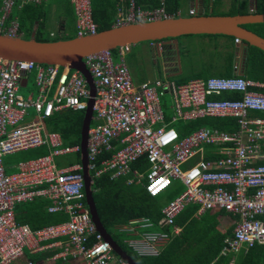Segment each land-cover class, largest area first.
I'll use <instances>...</instances> for the list:
<instances>
[{"label": "built area", "instance_id": "obj_1", "mask_svg": "<svg viewBox=\"0 0 264 264\" xmlns=\"http://www.w3.org/2000/svg\"><path fill=\"white\" fill-rule=\"evenodd\" d=\"M127 1V10L118 11L116 26L168 17L164 0L151 11L137 7L135 0ZM18 2L20 6L41 0H2L0 33L19 36L16 17L5 25ZM70 2L76 18V35L96 33L91 0ZM188 12L195 14L196 10L193 7ZM235 42L240 43L241 39L235 37ZM130 46L102 50L83 58L96 90L95 124L89 128L87 139L89 173L94 171L99 175L110 171L111 177L132 173L138 181L145 179L144 187L150 196L164 193L175 179L180 180L184 190L161 208L158 223L171 229L151 230L154 223L147 217L132 218L116 229L128 235L126 243L138 256L156 257L180 232L175 224L177 216L186 206L195 204L197 214L221 209L239 218L218 257L232 258L243 247L264 245V163L256 164L264 145V117L250 114L264 112V93L251 90L264 88V83L234 75L193 79L183 84L161 78L136 84L124 61ZM113 51L119 56L117 62ZM234 68L238 70V65ZM31 72H35L36 96L24 97L19 93L20 85ZM224 92H239L242 97L215 98ZM89 94L85 78L76 70L0 57V264H11L25 249L40 252L52 247H60L52 259L83 260L84 264H129L115 255L91 218L81 164L59 166L55 161L57 156L79 151V145L62 146L61 135L44 126V120L55 112L85 110ZM165 95L170 97L174 113L168 121L163 109ZM29 109L38 117L25 122ZM204 117H233L237 128L226 131L200 126L180 137L169 126L172 122ZM201 144L231 147L224 151V158L216 167L213 162L201 159L183 169ZM40 146H47L50 153L23 160L15 172H5V155ZM104 151H112L111 156L98 160ZM143 156L148 161V170L132 169V163ZM39 198L49 201L47 212H64L67 219L37 229L19 223L15 207Z\"/></svg>", "mask_w": 264, "mask_h": 264}, {"label": "trees", "instance_id": "obj_2", "mask_svg": "<svg viewBox=\"0 0 264 264\" xmlns=\"http://www.w3.org/2000/svg\"><path fill=\"white\" fill-rule=\"evenodd\" d=\"M64 2L67 8V16H73L72 6L70 8L69 0H59ZM138 5L144 9H153L160 6L159 0H135ZM119 0H91L92 16L96 25V32L109 29L112 27L115 20L117 9L116 5ZM219 0H214L217 4ZM18 2L14 10L7 17V24L15 17L18 20L19 36L28 39L31 36L34 24L37 22L35 39L38 41L57 40V37L51 36L47 30V12L44 2L34 3L26 2L19 6ZM2 0H0V8ZM180 0H165V11L168 14H175L180 8ZM72 11V13H71ZM254 12L264 13V0H256ZM249 13L248 1L233 0L232 9L229 14ZM72 19V18H70ZM246 28L253 31L257 35L264 38V23L246 24ZM76 36L74 32L66 37L73 38ZM202 36L217 37L218 34H202ZM234 40V36H226ZM181 37V36H180ZM179 38V37H177ZM72 70V69H71ZM226 75H229L226 73ZM242 76L264 82V51L258 47L248 45L246 48V58L244 64V73ZM226 98H238L240 93L228 92ZM165 119L168 121L171 117L167 114L166 107L164 108ZM260 117H264V112L254 111ZM84 110L72 111L70 109L56 112L45 120L46 127L52 131H58L62 136L63 146H72L79 144L80 129L83 119ZM235 120V119H234ZM232 118L224 119L219 117H204L193 121L172 122L169 126L176 125V130L180 137L187 135L202 124L215 125L224 128L225 125L231 129L237 128V123ZM35 150L36 156L45 155L48 149L45 146L22 150L24 152ZM112 151H104L98 160L107 159L111 156ZM79 152L76 153L74 162L79 163ZM264 163V145L260 158L256 164ZM149 167L145 156L139 158L132 163V169L139 171H147ZM15 168V167H14ZM16 170V168H15ZM112 172H104L95 175L94 171H90L92 179L91 188L95 207L103 227L111 236L112 240L124 251H126L138 264H210L214 257L218 254L222 247V237L217 228L215 218L206 215L205 220L196 222L194 214L198 206L189 204L186 206L176 218V223L181 226L185 224L184 236H175L170 243L156 256H138L126 243L128 235L119 232L116 226L126 224L128 220L138 217H147L154 224H157L161 218V207L163 202L160 201V195L150 196L143 186L142 182L127 183L131 174L111 177ZM170 187L166 190L168 200L176 197L183 187L173 190ZM165 196V194L162 193ZM49 201L39 198L33 202L18 204L15 208L16 220L19 223H28L31 228L37 229L51 223H57L67 219V214L64 212H47ZM191 228V230H189ZM158 227H152L151 230H157ZM162 230H169L168 226ZM186 233V234H185ZM117 256V254L115 253ZM221 261L219 259L214 264H226L229 257ZM224 259V258H223ZM28 261L36 263V258L24 250L23 254L13 261L11 264H25ZM236 264H264V245H255L248 248Z\"/></svg>", "mask_w": 264, "mask_h": 264}, {"label": "water", "instance_id": "obj_3", "mask_svg": "<svg viewBox=\"0 0 264 264\" xmlns=\"http://www.w3.org/2000/svg\"><path fill=\"white\" fill-rule=\"evenodd\" d=\"M254 23H264V13L203 15L200 12L194 16H171L152 21L130 23L111 27L94 34L52 41L36 40L35 31L32 32L31 37L28 39L0 33V57L10 60H32L38 64L68 67L69 69L80 72L85 78L90 94L87 98V106L84 110L81 124L79 146L86 204L98 230L110 242L117 256L129 264L138 263L126 251L121 249L107 233L98 216L92 195V179L88 170L87 159V139L93 117L96 90L92 76L87 70L83 58L102 50H114L119 46L161 41L162 43H167L169 47L166 48L157 45L154 58L159 61L164 72L169 73L168 76L172 77L174 73L170 69L175 68V62L179 68V73L181 72L177 37L199 34H219L241 39V43L236 44V47L244 48L241 70L243 71V63L246 58V48L248 45L258 47L264 51V38L245 27L246 24ZM170 40L173 41L174 48L171 46L172 43H169Z\"/></svg>", "mask_w": 264, "mask_h": 264}, {"label": "crops", "instance_id": "obj_4", "mask_svg": "<svg viewBox=\"0 0 264 264\" xmlns=\"http://www.w3.org/2000/svg\"><path fill=\"white\" fill-rule=\"evenodd\" d=\"M42 1L44 2V6L46 7V12H47V21H46L47 30L50 32L51 36H54V37L57 36L58 39H64V37L68 36L72 31L76 30L75 29V20H76V18H75V14H74L73 5H72L71 2H69V3H70V8L72 6V9H73V16L69 17V16H67V14H68L67 11L68 10H67L64 2L59 1V0H41V2ZM232 1L233 0H219V2L217 4H215L214 0H180V3H181L180 8L177 10V12L175 14H168L166 11L165 12H166L168 17H171V16H174V17H177V16H194V15L200 13V12L203 15H233V14H229L230 11L227 10L229 8L232 9ZM241 1H245V0H241ZM247 1H248L249 13H253L256 0H247ZM159 3H160V6H161V0H159ZM184 3L187 4L186 14H183ZM135 5L137 7H139V8H141L144 11H151L153 9L158 8V7H156V8H153V9H144L140 5H138L136 3V1H135ZM163 7H164V10H165V0H164ZM193 7L196 10L195 14H189V12H188L189 9L193 8ZM215 7H219L221 9L226 8V9L224 11L221 10L219 12H215ZM14 8L11 10L10 14L13 12ZM127 8H128V1L127 0H119L118 4L116 5L117 14H118L119 9H122L123 11H126ZM50 11L56 12L57 16H58L57 19H56V22H57L56 23L57 29L55 30L56 32L54 30L50 29L51 28V26H50L51 18L49 16V12ZM71 13H72V11H71ZM117 14H116V17H115V20L113 22L112 27H116L115 23H116ZM235 14H240V13H235ZM241 14H244V13H241ZM70 18H72V19H70ZM6 22H5V25H9V24H7L8 22L7 23ZM68 22H69V24H68ZM37 25H38V23L36 22L34 24V27H33V30H32V32L35 31V34H36ZM71 29H72V31L69 33V31ZM32 32H31V34H32ZM176 40H177V45H178L179 57H180L181 72L179 73V68L177 67V63L175 62V64H174L175 68L170 69L172 71V73H174V75L172 77H170V76H168L169 73L165 72V76H166L165 80H167V81L175 82L176 84H183V83H186V82H188L190 80H193V79H207V78L212 77V76H217V77H230V76H234V75H241L242 76V74L244 73L245 60H244V63H243V71H241L242 70V58H243L242 56H243L244 48L236 47V44H239V43L235 42V38L233 40L231 38L224 37V36H221V35L217 36V37H208V36H202V34H199V35L181 36L179 38H176ZM200 41L201 42L205 41L206 43L210 42V43H213L214 46L217 45V46L220 47L221 52H220V58H219L220 63L219 64L215 65V62L211 61L212 64H209V62H207V63L201 65L200 67L195 66V61L192 59L193 57H192V50L190 48V46H191L190 44H193V43L197 42L198 43L197 45H199L201 43ZM146 43H147V45L149 47V52H150L149 56H151L152 58L156 54L155 50H156V46L157 45L161 44V47H162L163 44H165L164 47H166V48L169 47V45H167V43H162L161 41L159 42L160 44L159 43H155L154 45H151L149 42H146ZM169 43H172L171 46L173 48L175 47V45L173 44L172 40H170ZM236 65H238V70H235V68H234ZM215 66H218L219 68H215ZM215 69H219V70L215 71ZM154 71L157 72L158 69L156 68ZM226 73L229 74V75H226ZM173 77H174V79H171V80L167 79V78H173ZM155 78L156 77L140 76V77H138L135 80V82H137L136 84H138V83H140V82H142L144 80L155 79ZM247 79H249V78H247ZM262 83H264V82H262ZM29 86H30L29 85V78H28V74H27V76H25L22 79L20 88L21 87L26 88V90L29 92L27 94V97H29V96L35 97L36 96L37 87H36L34 81L32 82V87H29ZM53 90H54V87L52 88L50 93H52ZM251 90H255V91H259V92L264 93V88H260V87L259 88H254L253 87ZM224 93H228V92H224ZM224 93H222L220 95H216L215 98H226V97H228L227 94H224ZM241 97H242V95L240 93V96L238 98H230L229 97L227 99H240ZM164 108H165V104H164ZM64 110H66V109H64ZM61 111H63V110H61ZM61 111H58V112H61ZM261 113H263V112H261ZM250 114L252 116H259V114L257 112H251ZM83 116H84V113H83ZM28 117H30V114H29ZM36 117H38V116L36 115ZM219 118H224V119L232 118L234 120L233 117H219ZM45 120H44L45 129L48 130V131H52V130H50V129H48L46 127ZM183 122H187V121H183ZM94 124H95V120L92 117L90 127L93 126ZM200 126H207V127L216 128V129H220V130H226V131L235 130V129H231L230 126H228V125H225L224 128L219 127V126H215V125H206V124H202ZM52 132L59 133L58 131H52ZM61 138H62V136H61ZM77 145H79V144H77ZM62 146H63V141H62ZM72 146H75V145H72ZM45 147L48 149V153L47 154H49L50 153V149L47 146H45ZM64 147H66V146H64ZM67 147H71V146H67ZM229 147H231V146L230 145H228V146H224V145L211 146V145L201 144L199 146L195 156L191 160H189L187 163H185L182 166V168L183 169H188L191 165L197 163L201 159L213 162L215 164V167H216L218 165V163L224 158V151L227 148H229ZM20 151H22V150H20ZM77 152H79V157H80V150L76 151V152H72V154H74L76 156ZM47 154H45V155H47ZM41 156H43V155H41ZM38 157H40V156H38ZM28 160H30V159H28ZM73 164H81V161H79V163L72 162L71 164H69L67 166H70V165H73ZM17 165H18V163H17ZM17 165H16V170H17ZM81 166H82V164H81ZM143 172H146V171H143ZM11 173H13V172H11ZM130 174H131V177H129L128 180H127L128 184H129V182H128L129 179H132L133 182L134 181H136V182H142L143 181V186H144L145 179H141V180L138 181L137 177H135L132 173H130ZM170 187H174L173 190H175V189H177L179 187H183L182 191L184 190L183 184L178 179L173 180L171 185H170ZM168 189H167V191H168ZM182 191H180V193ZM166 195H167V193L165 194V196ZM27 203H29V202H27ZM166 203H163V206ZM223 212H225V213H223ZM206 215H209V216L215 218L216 222L218 223L217 224V228H219V230H222V231H224L226 229H230L231 230V234H230V236L227 237V239L232 236L233 228H234L236 222L238 221V219L235 220L234 217L238 218V216L233 215L231 213H227L226 211L221 210V209L205 210L202 213H198L197 214V212H196L194 214V216L196 218V222L199 223L200 221H202L201 219L203 217H207ZM175 224L180 228V232L177 235H175V236H180L182 233H183V236H184V229L188 230V228H185V224L179 226L176 223V219H175ZM156 226L158 227L157 230H162V228H163V226L161 224H159L158 222H157V224L153 225V228L156 227ZM116 227H118V226H116ZM169 229H171V228H169ZM189 230H191V228H189ZM175 236H173L171 238V240ZM170 241L164 246V248L170 243ZM223 244H224V242H223ZM223 244H222V246H223ZM247 249L248 248H244V247L240 249L241 250V257H242L243 253ZM59 250H60V247L59 248L58 247H52V248H48V249L40 251V252H33L32 250L25 249V251H27L30 255H33L36 258V263L37 264H84L83 260H65L64 261V260H62L60 258L52 259V255L55 254ZM219 252H220V250H219ZM219 252H218V254H219ZM234 253H233V255H234ZM218 254L214 257V259L210 262V264H214L215 262H217L219 259L222 258V257H218ZM240 258L237 259V260H236V258L234 260L233 257L229 258L226 264H228V262L231 261V260L233 261V264H236V263H238L240 261Z\"/></svg>", "mask_w": 264, "mask_h": 264}, {"label": "rangeland", "instance_id": "obj_5", "mask_svg": "<svg viewBox=\"0 0 264 264\" xmlns=\"http://www.w3.org/2000/svg\"><path fill=\"white\" fill-rule=\"evenodd\" d=\"M186 7L187 4L184 3V9H183V14H186ZM221 9L219 7H215V12H219L221 10H225ZM228 11H231V8L227 9ZM226 10V11H227ZM49 16L51 18V22H50V26L52 30H56V19H57V13L54 11H50L49 12ZM69 24V22H68ZM72 31V29L69 31V33ZM56 32V31H55ZM74 31H72L70 34H72ZM69 34V35H70ZM57 37V36H55ZM202 40V39H201ZM201 42V41H200ZM198 43L195 42L193 44H190V48L192 50V59L195 61V66L200 67L201 65L209 62V64H212L211 61L215 62V65L219 64V58H220V52L221 49L219 46H214L213 43H206L205 41L201 42L199 45H197ZM114 61L117 62L119 60V56L117 54V51H113L112 52ZM149 52V47L147 45L146 42H142L136 45H131L130 46V51H127L124 54V61L126 63V65L129 68V71L131 73L132 79L134 83L135 80L140 77V76H146V77H156V78H161V79H166L165 76V72L162 69L161 64L159 63V61L156 58H152ZM151 57V58H150ZM158 69V71H154L155 69ZM215 68H219L218 66H215ZM219 69H215V71H218ZM221 71V70H220ZM219 71V72H220ZM34 75L35 72H31L30 74H28V78H29V87H32V82L34 81ZM167 79H174L173 78H167ZM36 89V88H35ZM35 91V90H34ZM19 93L21 95H23L24 97H27V94L29 93L26 88L21 87L19 90ZM166 110H167V114L169 115V117H172L174 115L173 110L171 109V99L168 95H165L162 98ZM29 114L30 117L25 119V122H30L32 120H36L37 117L36 115L33 113L32 109H29ZM173 128H176V125H173ZM37 154L35 153V150H29V151H17L14 153H10L7 154L3 157V165L5 168V172L6 173H11L16 171V165L17 163L23 161V160H28V159H34L36 158ZM75 160V155L72 153L69 154H65V155H60L55 157V161L57 162V164H59V166H67L69 164H71L72 162H74ZM15 167V168H14ZM170 189V188H169ZM167 192L163 193L166 194ZM168 196H164L161 194L160 196V201L161 203H166L168 201ZM225 213V212H223ZM206 217H203L201 220H205ZM235 220L239 219L237 217H234ZM221 237H222V242H224L228 236H230L231 234V230L230 229H226L224 231L219 230ZM233 259L236 260L239 259L241 257V250H238L234 253ZM224 258V259H223ZM225 257H222V260H225Z\"/></svg>", "mask_w": 264, "mask_h": 264}, {"label": "clouds", "instance_id": "obj_6", "mask_svg": "<svg viewBox=\"0 0 264 264\" xmlns=\"http://www.w3.org/2000/svg\"><path fill=\"white\" fill-rule=\"evenodd\" d=\"M150 43V42H149ZM158 196V195H157ZM198 210V209H197ZM197 212V211H196Z\"/></svg>", "mask_w": 264, "mask_h": 264}, {"label": "flooded vegetation", "instance_id": "obj_7", "mask_svg": "<svg viewBox=\"0 0 264 264\" xmlns=\"http://www.w3.org/2000/svg\"><path fill=\"white\" fill-rule=\"evenodd\" d=\"M155 43H157V42H155ZM163 47H164V45H163Z\"/></svg>", "mask_w": 264, "mask_h": 264}]
</instances>
